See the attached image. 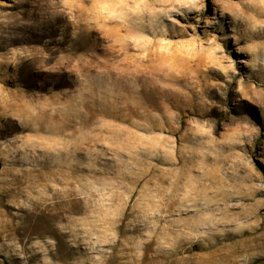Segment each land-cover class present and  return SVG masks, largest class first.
I'll use <instances>...</instances> for the list:
<instances>
[{"label": "rangeland", "instance_id": "1", "mask_svg": "<svg viewBox=\"0 0 264 264\" xmlns=\"http://www.w3.org/2000/svg\"><path fill=\"white\" fill-rule=\"evenodd\" d=\"M0 264H264V0H0Z\"/></svg>", "mask_w": 264, "mask_h": 264}, {"label": "bare ground", "instance_id": "2", "mask_svg": "<svg viewBox=\"0 0 264 264\" xmlns=\"http://www.w3.org/2000/svg\"><path fill=\"white\" fill-rule=\"evenodd\" d=\"M83 108V107H82ZM92 116V115H91ZM80 118V117H79ZM82 118V117H81Z\"/></svg>", "mask_w": 264, "mask_h": 264}]
</instances>
